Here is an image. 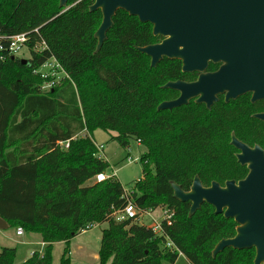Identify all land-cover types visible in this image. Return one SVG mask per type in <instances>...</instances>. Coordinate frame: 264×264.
<instances>
[{
  "label": "trees",
  "instance_id": "1",
  "mask_svg": "<svg viewBox=\"0 0 264 264\" xmlns=\"http://www.w3.org/2000/svg\"><path fill=\"white\" fill-rule=\"evenodd\" d=\"M93 3L68 0L60 9L59 0H0V219L39 234L46 244L43 255L35 252L22 264H51L52 245L59 242L66 244L60 264H71L70 240L86 226L104 223L99 264H175L179 253L189 264H253V249H226L213 259L217 243L235 236L236 224L206 204L189 218L190 204L173 198L171 183L188 192L195 177L204 187L244 179L247 170L229 142L234 134L264 148V125L251 117L254 107L245 103L244 119L236 122L229 116L240 113L245 99L225 104L220 98L210 110L191 101L157 111L177 97L164 85L195 75L166 59L150 68L137 48L161 39L150 24L123 11L96 52L102 16L89 11ZM20 34L28 38L26 64L7 52L9 38ZM50 59L69 79L43 93V81L32 71ZM97 130L114 133L125 150L137 140L145 149L139 160L143 176L128 200L115 177L86 185L109 168L96 157ZM66 141L64 150L59 143ZM127 201L139 210H172L171 225L157 236L132 221H115L114 211ZM167 241L174 250L165 247ZM15 255V249L2 248L0 264H14Z\"/></svg>",
  "mask_w": 264,
  "mask_h": 264
},
{
  "label": "water",
  "instance_id": "2",
  "mask_svg": "<svg viewBox=\"0 0 264 264\" xmlns=\"http://www.w3.org/2000/svg\"><path fill=\"white\" fill-rule=\"evenodd\" d=\"M67 1L59 0V8H65ZM89 11H100L102 16L94 34L96 52L102 48L116 13L123 11L150 24L152 35L162 39L137 48L150 59V68L166 59L180 62L183 74H198L194 82L164 85L163 89L179 96L162 102L157 111H172L191 101L210 110L220 96L225 104L247 93L252 94L251 103L264 99V0H94ZM210 64L219 65L218 70L206 72ZM253 119L264 122V114ZM230 139L238 151L237 163L247 169L245 178L204 187L195 177L188 192L171 183L173 198L190 204L189 218L206 204L215 215L236 224L235 236L217 243L213 259L226 249H253V264H264V151L258 146L250 148L234 134ZM7 226L0 219V230Z\"/></svg>",
  "mask_w": 264,
  "mask_h": 264
},
{
  "label": "rangeland",
  "instance_id": "3",
  "mask_svg": "<svg viewBox=\"0 0 264 264\" xmlns=\"http://www.w3.org/2000/svg\"><path fill=\"white\" fill-rule=\"evenodd\" d=\"M18 58L21 60H27L29 58L28 51L25 50L21 52L18 55ZM239 105L242 107L239 109L240 113L229 116L233 118L235 122L244 119L242 113L245 112V103L240 102ZM80 136H83V134H81ZM114 136V133L97 130L93 133L92 140L95 144L103 145L104 147V160L109 164V168L105 172L106 175L115 176V179L121 184L122 188L125 191L130 192L133 189L134 184L140 179H142V165L138 160L140 156L145 152V149L142 146H137V144L132 141L130 143V153L128 154V151L123 149L117 143V141L114 140ZM127 155H129L130 158L133 160L136 158L137 161H134L130 164L127 163ZM93 184L95 183L92 180L86 183V185L88 186ZM154 215L158 216L159 213L156 212ZM144 222L148 225L151 224V221L149 219H145ZM106 228L107 224L104 223L92 228L86 233L77 235V237L70 244L71 255L69 259L71 261V264H99L98 251L100 248L101 233ZM14 231L15 228L13 227H7L0 231V246L9 249H15L16 255L14 259V264H19L23 263L24 259H26L27 249L23 248L21 244H17V242H15V239L12 236ZM29 233L30 232L25 231L26 235ZM63 248L64 245H57L54 247V249H52L51 264H60L64 251ZM35 249H37V247H35ZM175 264L189 263L184 257H179Z\"/></svg>",
  "mask_w": 264,
  "mask_h": 264
},
{
  "label": "built area",
  "instance_id": "4",
  "mask_svg": "<svg viewBox=\"0 0 264 264\" xmlns=\"http://www.w3.org/2000/svg\"><path fill=\"white\" fill-rule=\"evenodd\" d=\"M27 42H28V38L25 34H20V35L10 37L9 46L7 49L8 55L18 58V55L21 52L25 50L28 51ZM43 49H45L44 44L40 45V50H43ZM0 50H2L1 47H0ZM32 74L34 76L39 77L43 81V85L41 88V91L43 93L49 92L53 88L60 86L64 81H67L69 79L68 76L63 71V69L54 59H50L46 61L40 67L34 69L32 71ZM135 143L137 144V146H141V142L139 140H137ZM59 146L62 149L66 150L68 149L69 141L59 143ZM94 146L97 151L96 157L99 159H105V155L103 153L104 151L103 145H98L94 143ZM126 150L128 151V154H129L130 147ZM126 160H127V163L129 164L134 161L135 162L137 161L136 158L134 160L131 159L129 155H127ZM111 177H115V176H109V175H106V173H102V174L95 176L92 179V181L94 183H101V182L109 180ZM129 194L130 192L124 190L123 197L128 200ZM156 212L159 213L158 216L154 215ZM173 215H174L173 211L168 208H158L155 210H139L133 204L127 201V205L124 208L118 211H114L112 218L117 222L132 221L139 226H143L147 229H150L157 236H161L163 232L162 231L163 225L164 224L171 225ZM145 219H149L151 221V224L150 225L146 224L144 222ZM96 226L98 225L96 224L88 225L85 227L82 233H85ZM23 233L24 231L22 228L16 229L17 236H21ZM165 247L167 249L174 250V246L169 241H167V243L165 244ZM179 257H183V255L179 253Z\"/></svg>",
  "mask_w": 264,
  "mask_h": 264
},
{
  "label": "crops",
  "instance_id": "5",
  "mask_svg": "<svg viewBox=\"0 0 264 264\" xmlns=\"http://www.w3.org/2000/svg\"><path fill=\"white\" fill-rule=\"evenodd\" d=\"M81 234H83V233H81ZM12 236L15 239V242H17V244H21V246L23 248L27 249V257H26V259H24L23 263H25L28 259H30V257L32 256V254L35 253V252L39 253L40 255H43L44 250H45V247H46V244H44L42 242V238H41V236L39 234L29 233V234L26 235L25 232H24L21 236H17L16 235V229H15V231H14V233H13ZM75 238H73L72 240H70V242L68 244V254H67V257L68 258L71 255V247H70V244H71V242ZM57 245H64V248H63V250H64L66 244L64 242L54 243L52 245V249H54V247L57 246ZM35 247H37V249H35ZM2 248H5V247H1L0 246V251H1ZM15 264H18V263H15ZM19 264H22V263H19Z\"/></svg>",
  "mask_w": 264,
  "mask_h": 264
},
{
  "label": "flooded vegetation",
  "instance_id": "6",
  "mask_svg": "<svg viewBox=\"0 0 264 264\" xmlns=\"http://www.w3.org/2000/svg\"><path fill=\"white\" fill-rule=\"evenodd\" d=\"M161 39V38H160ZM162 40V39H161ZM161 40H160V42H161ZM159 42V43H160ZM210 66H213V69L212 70H210L209 71V67ZM209 67H208V69H207V71L206 72H208V73H214V72H216L217 70H218V68H219V65H212V64H210L209 65ZM188 75H192L191 76V78H193V75H195V77H194V79H189L188 81H183V82H188V83H190V82H194L196 79H197V77H198V74L197 73H193V74H188ZM176 94H177V97H176V99L178 98V96H179V94L177 93V92H175ZM220 98H222L223 100H224V96H220L219 97V99ZM239 99H245V100H243L244 101V103H249V105L251 106V107H254V114H252L251 115V117L253 118V116L254 115H258V114H264V99H262V100H258V101H256L255 103H251V99H252V94L251 93H247V94H245V95H243L242 97H240V98H238L237 100H239ZM173 100H175V99H173ZM237 100H235V101H230L229 103H231V102H236ZM171 101V100H170ZM228 103V104H229ZM247 108H249V106H247ZM254 120H256V119H254ZM259 124H261V125H264V122H262V121H260V120H256ZM240 141V140H239ZM241 142V141H240ZM243 143V142H242ZM245 144V143H244ZM248 146V145H247ZM255 146H258V147H260L263 151H264V148H262L261 146H259V145H254V146H249L250 148H253V147H255ZM237 153H238V151H237ZM236 153V154H237ZM235 154V155H236ZM247 170V169H246Z\"/></svg>",
  "mask_w": 264,
  "mask_h": 264
}]
</instances>
